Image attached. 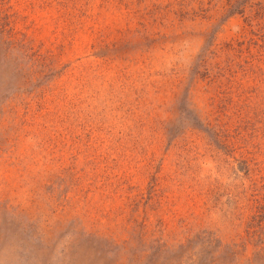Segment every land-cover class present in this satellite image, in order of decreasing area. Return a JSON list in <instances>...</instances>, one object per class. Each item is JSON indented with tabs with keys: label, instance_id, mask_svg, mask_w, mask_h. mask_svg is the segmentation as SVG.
Listing matches in <instances>:
<instances>
[{
	"label": "rangeland",
	"instance_id": "obj_1",
	"mask_svg": "<svg viewBox=\"0 0 264 264\" xmlns=\"http://www.w3.org/2000/svg\"><path fill=\"white\" fill-rule=\"evenodd\" d=\"M0 264H264V0H0Z\"/></svg>",
	"mask_w": 264,
	"mask_h": 264
}]
</instances>
